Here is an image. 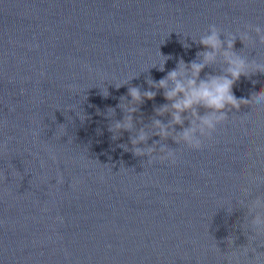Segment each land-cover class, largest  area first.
<instances>
[{
    "label": "water",
    "instance_id": "95a60500",
    "mask_svg": "<svg viewBox=\"0 0 264 264\" xmlns=\"http://www.w3.org/2000/svg\"><path fill=\"white\" fill-rule=\"evenodd\" d=\"M210 24L232 33L234 50L249 61L233 92L251 100L264 91V71L255 68L264 63V32L255 31L264 26V0H0V145L8 144L0 150V264H228L250 235L264 251L253 224L264 215L255 206L264 200V153L256 152L264 106H229V120L200 150L151 136L148 145L183 147L175 165L148 164L118 147L131 148L129 137L167 103L162 88L151 89L157 96L145 99L135 130L119 140L107 126L123 110L97 112L115 107L129 87L149 90L147 80L163 78L180 57L195 59ZM160 53L173 57L164 71L151 68ZM227 68L219 55L200 75Z\"/></svg>",
    "mask_w": 264,
    "mask_h": 264
},
{
    "label": "clouds",
    "instance_id": "9594fccd",
    "mask_svg": "<svg viewBox=\"0 0 264 264\" xmlns=\"http://www.w3.org/2000/svg\"><path fill=\"white\" fill-rule=\"evenodd\" d=\"M248 26L251 27V25ZM255 31L258 34L264 32V26L257 24ZM183 35L187 36L188 34ZM222 35H225L226 39H222ZM261 38L264 39V36ZM193 39H195V35H193ZM235 39L232 33H225L221 27L210 24L206 34L199 38V43L204 45L205 50L197 52L195 59L186 62L183 57H180L176 66L167 71L163 78L158 81L150 78L147 80L151 86L149 90L142 91L140 86L129 87L127 94L119 97V103L115 107L108 106L104 113H100V110L97 109V112L106 118L115 116L116 108H120L124 112L122 119L113 120L107 126L108 132L111 133V140H119L122 132L135 130L134 114L141 110L139 106L145 102V99L152 100L157 96V92L151 90L152 88H162L167 103L154 107L153 111L156 116L153 117L151 124L141 127L135 135L129 137L131 148L127 143L118 145L125 152H131L136 157H146L145 160L148 164L160 162L175 165L179 160L178 152L183 151V147L172 148L167 144H161L160 140H153L152 144L148 145L147 142L151 136H158L161 140L171 138L177 145L200 150L205 146V140L212 141L214 134L220 130V126L229 120L228 111H226L229 106L236 109H239L242 103H255L264 106V91L254 94L251 100L238 98L233 92V86L240 77L249 75L250 67L249 61L234 50ZM225 43L227 44L226 48L224 47ZM182 44L184 48L190 47L186 41H182ZM219 55H222L228 64L227 75L207 73L201 77V72L206 67L215 64ZM160 56V62L151 68L164 71L165 64L173 57L162 53ZM255 68L264 71V63L255 64ZM136 76L132 75L123 81L115 82V88L119 89ZM100 89L102 97L108 98L111 95L106 85ZM128 97H131L130 101ZM200 108L206 109L204 114H200ZM165 114L171 117L167 123L156 118ZM78 116L81 121L88 119L86 113ZM185 120L189 121L188 126H184ZM176 125L181 126L180 131H176ZM149 127L154 131L150 133L147 130ZM141 145L146 146L142 147ZM157 146L159 147L157 148ZM0 150L8 151L7 142L0 145ZM256 152L264 153V144L257 146ZM44 163L41 161L42 166ZM4 179H7L6 175ZM257 179L264 182V177ZM60 180H63L62 175ZM255 206L264 208V200L257 199ZM226 210L231 212V208H226ZM253 224L258 226L257 234L264 235V215L257 213L254 216ZM226 239L229 245H233L234 238L232 236ZM247 239V245L238 247V250L232 251L226 257L228 264H240L241 257L249 258L250 262L254 261V264H264V251H258L251 246L256 236L250 235ZM250 252L253 253L251 257H249Z\"/></svg>",
    "mask_w": 264,
    "mask_h": 264
}]
</instances>
